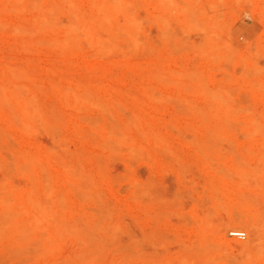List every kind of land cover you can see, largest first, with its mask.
Wrapping results in <instances>:
<instances>
[{
  "label": "rangeland",
  "instance_id": "1",
  "mask_svg": "<svg viewBox=\"0 0 264 264\" xmlns=\"http://www.w3.org/2000/svg\"><path fill=\"white\" fill-rule=\"evenodd\" d=\"M263 237L264 0H0V264H264Z\"/></svg>",
  "mask_w": 264,
  "mask_h": 264
},
{
  "label": "bare ground",
  "instance_id": "2",
  "mask_svg": "<svg viewBox=\"0 0 264 264\" xmlns=\"http://www.w3.org/2000/svg\"><path fill=\"white\" fill-rule=\"evenodd\" d=\"M191 6H192V5H191ZM209 6H210V5H209ZM214 6H216V5H214ZM216 7H217V6H216ZM72 8H73V7H72ZM209 8H210V7H209ZM68 9H69V8H68ZM207 9H208V8H207ZM213 9H214V8H213ZM186 10H187V9H186ZM188 11H189V10H188ZM71 13L74 14V12H71ZM71 13H70V14H71ZM208 14H209V13H208ZM70 16H72V15H70ZM80 16H82V15H80ZM76 17H77V16H76ZM80 18H81V17H80ZM208 18H209V17H208ZM83 19H84V18H83ZM84 21H85V20H84ZM76 22H77V21H76ZM214 22H215V21H214ZM218 23H219V22H218ZM74 25H75V24H74ZM82 27H83V25H82ZM218 28H219V25H218ZM220 28H221V27H220ZM203 29H204V28H203ZM203 29H202V30H203ZM74 31H75V30H74ZM210 31H211V30H210ZM218 31H219V30H218ZM71 32H72V31H71ZM87 34H88V33H87ZM207 34H209V32H208ZM207 34H205V35H207ZM211 34H213V33H211ZM211 34H209V35H211ZM217 35H218V34H217ZM90 37H91V36H90ZM254 120H255V119H254ZM259 126H260V125H259ZM261 195H262V194H261ZM253 196H254V195H253ZM251 198H252V197H251ZM260 200H262V199H260ZM261 203H262V202H261ZM261 206H262V205H261ZM226 218H227V217H226ZM232 218L234 219L233 221H235V222L237 221L234 217H231V219H232ZM248 218H249V217H248ZM253 218H254V217H253ZM221 219H222V218H221ZM249 219H250V218H249ZM227 220H228V219H227ZM245 220H246V219H245ZM220 221H222V220H220ZM230 221H231V220H230ZM239 221H241V219H240ZM256 221H257V220H256ZM256 221H255V222H256ZM225 222H226V224H227L229 221H228V222L225 221ZM246 222H248V221H246ZM222 223H223V221H222ZM229 223H230V222H229ZM236 223H237V222H236ZM241 223H242V222H241ZM257 223H258V221H257ZM223 224H224V223H223ZM226 224H224V226L227 227V228H229V227H230V228H231V227H232V228H233V227L235 228V227H236L235 225H232V223H231V224H228L227 226H226ZM249 224H250V223H249ZM249 224H248V226H249ZM251 224H253V223H251ZM224 226H222L221 228H223ZM252 226H254V225H252ZM255 226H256V225H255ZM218 227H219V226H218ZM242 227H243V226H242ZM246 229H247V228H245V231H246ZM249 229L251 230V228H249ZM249 229H248V230H249ZM222 230H223V229H222ZM235 230H236V228H235ZM237 230H238V229H237ZM248 230L246 231V234H247ZM250 230H249V231H250ZM251 231H252V230H251ZM251 231H250V232H251ZM254 231H255V230H254ZM255 232H256V231H255ZM251 233H252V232H251ZM256 233H257V232H256ZM258 234H259V233H258ZM249 235H251V234L248 233L247 236H249ZM252 235H253V234H252ZM253 236H254V235H253ZM254 237H256V236H254ZM263 238H264V237H263ZM249 239L251 240V236H250V238L248 237V240H249ZM256 239H257V238H256ZM248 240H247V241H248ZM250 240L248 241V243H247V242H245V243H244V242H242V243H236V242H234L236 245L234 244V246H232V247H234V248H236V249H238V250L241 249V250H243V252H245L244 249L248 247L249 243H250V246L248 247V249L251 248V246H253V245H252V242H253V241L250 242ZM261 240H262V239H261ZM258 241H259V240H258ZM238 242H239V241H238ZM256 242H257V240L255 241V243H256ZM255 243H254V244H255ZM256 246H257V245H256ZM230 247H231V244H230ZM258 247H259V245H258ZM260 247H262V246H260ZM234 251H236V250H234ZM263 254H264V253H263ZM263 254H262V255H263ZM260 255H261V254H260ZM263 257H264V255H263ZM263 257H262V258H263Z\"/></svg>",
  "mask_w": 264,
  "mask_h": 264
},
{
  "label": "built area",
  "instance_id": "3",
  "mask_svg": "<svg viewBox=\"0 0 264 264\" xmlns=\"http://www.w3.org/2000/svg\"><path fill=\"white\" fill-rule=\"evenodd\" d=\"M229 235L231 237H235L238 239H244L245 238V232L240 231V230H230Z\"/></svg>",
  "mask_w": 264,
  "mask_h": 264
}]
</instances>
